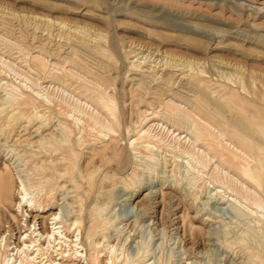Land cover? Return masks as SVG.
I'll use <instances>...</instances> for the list:
<instances>
[{
  "label": "rangeland",
  "instance_id": "obj_1",
  "mask_svg": "<svg viewBox=\"0 0 264 264\" xmlns=\"http://www.w3.org/2000/svg\"><path fill=\"white\" fill-rule=\"evenodd\" d=\"M4 165L44 209L0 203L11 241L57 212L88 264L93 220L103 262L264 264V0H0Z\"/></svg>",
  "mask_w": 264,
  "mask_h": 264
},
{
  "label": "bare ground",
  "instance_id": "obj_2",
  "mask_svg": "<svg viewBox=\"0 0 264 264\" xmlns=\"http://www.w3.org/2000/svg\"><path fill=\"white\" fill-rule=\"evenodd\" d=\"M239 139H241L239 141L242 144V146L244 145V147L252 144L248 140H242V138H239ZM233 159L234 158H230L228 161L234 166L237 172H240L244 176L249 177V179L252 181L256 180L255 174L253 173L252 168L248 167V164H243L244 162L238 160V158L236 160L234 159L235 161H233ZM258 167H259L258 169H260V172L263 173L264 167L263 166H258ZM258 176L259 174L257 175V177ZM262 177L260 178L262 179ZM27 181L29 180L27 179ZM235 182L236 181H234V183ZM256 182H257V185H259L260 187L261 185L258 183V181ZM237 184H239V186L235 184L234 186H232L233 188L229 186L228 187L231 188L235 192V195L236 194L239 195L241 192H243V196H244L243 199L245 198L246 200H248L247 196H249V193L251 192V188H249L242 182H237ZM31 187L32 185L30 183L29 185L24 184L23 181H20L18 183L14 177V173L12 172L10 166L4 165L3 171L2 172L0 171V203L3 202V203H6V205L11 206L14 200V192H16V195L18 194V197H17V201L15 205H17L20 208L19 210L21 212L23 211V207H27L25 211L30 210L31 212H33V210H35L37 212H40V211L43 212L44 209L39 210L41 206L40 204L36 203V201H34L33 199L31 200L30 198L26 197L27 193L30 192ZM260 193L261 195L258 196V198H256L257 201L254 199L255 200L254 203L256 204V206L261 208V207H264V189H261ZM235 195L232 194L231 196L236 198ZM31 203H33V205ZM57 215H58L57 212L56 213L54 212V213H50L48 216H45L41 220V223H42L41 231H35V229L31 230V227L32 225H34V223H36L34 222V220L37 221L40 218L39 217L40 213L36 215L34 214L33 216L30 215V217H33V221L31 223L28 221V219L25 216L23 217V214H22V218L20 220H22L23 223L21 225L26 227V229L22 232H19L16 230L17 236L14 237L13 241H11L13 238L12 236L13 234L11 233V228L13 227L11 226L13 225L16 226L15 228H18V230L22 229L23 227L20 228V226L18 225V222H19V220L17 219L18 217L10 216L12 225L9 224L8 226H6L7 228H10V229L3 230L5 232L0 233V264H88L87 255H86L87 250H86V247L83 248V245H82L83 242L81 239V229L79 225L80 221L78 219H75L73 222H71L68 225L67 228L64 229L63 225H60L61 222L58 220ZM96 225H97L96 220L90 221V225L87 231V235L89 238L88 240L89 249L88 250H89L90 261L92 264H114L115 257L113 256L114 254H112V251L107 252L109 254L107 256L108 258H105L104 259L105 261L103 262V256L105 254H103L102 251L97 248L98 243L94 241V235H95L94 229ZM69 231L72 233L71 238H69L67 234L69 233ZM42 241L44 242V244L41 243ZM53 242L55 246H58V248H53L55 251L57 249H61L62 244H66V242L68 243L67 244L68 246L67 256L70 257V261L68 263L60 261L64 257L65 249L63 250L61 249V251L58 252V255H60V257L57 259L58 261L53 259L51 254H49V258H47L45 261H42L41 256L44 255V253L49 252L50 245ZM52 247H54V245ZM109 247L111 248L114 246L112 245ZM1 250H3V252H1ZM141 264H146V260H143Z\"/></svg>",
  "mask_w": 264,
  "mask_h": 264
}]
</instances>
